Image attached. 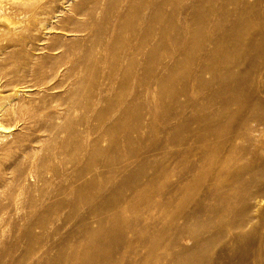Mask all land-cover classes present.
<instances>
[{
	"label": "rangeland",
	"instance_id": "374dc122",
	"mask_svg": "<svg viewBox=\"0 0 264 264\" xmlns=\"http://www.w3.org/2000/svg\"><path fill=\"white\" fill-rule=\"evenodd\" d=\"M128 5L172 12L155 60L142 26L89 39ZM259 109L264 0L2 1L0 264H264V133L230 136ZM203 139L225 145L195 192Z\"/></svg>",
	"mask_w": 264,
	"mask_h": 264
},
{
	"label": "bare ground",
	"instance_id": "6f19581e",
	"mask_svg": "<svg viewBox=\"0 0 264 264\" xmlns=\"http://www.w3.org/2000/svg\"><path fill=\"white\" fill-rule=\"evenodd\" d=\"M2 1H4V0H0V3ZM171 1L172 0H168V2H171ZM133 7L134 6H132V5H128L127 9L125 8L126 11L118 19V23H119L118 26L109 33L108 39L103 34V32L99 33V34H97V32H96L89 39H91V41L93 43H95V41H98L99 43L103 44L104 42L109 41L110 43H114V44H116L118 42H121V43L123 42L125 44V42L127 43V41H135V40H133V39H135L133 37L136 35V29H139L142 26L140 28L141 31L138 30L139 34L137 35L138 39H139L138 42L141 45V47H138L139 52H137L138 50L136 52L138 54H142L143 56H145L146 58H148L150 60H155L156 58L159 57V49H160L161 43H164L169 37L170 31L172 28V24H173L172 12H169L168 19L166 22L162 18V14H163L162 10L163 9L156 8L155 10H153V12H151V15L148 18L144 19L143 18L144 9L141 8L138 12H136V15L134 16V18H132L130 20V18L132 16V8ZM103 18L105 19L104 22L109 21V18L107 15L103 16ZM130 26H132L131 28H133L132 29V35L130 36V39H125L123 34L129 32L128 27H130ZM144 48H147V49H144ZM146 50L148 52H145ZM80 83H83V82H80ZM244 109H245V105L243 106V104H242V106H239L238 111H236L237 115L236 114H234V115L238 116L239 115L238 113H241V112L243 113ZM245 111H246V109H245ZM261 112H262V110L259 109V110L255 111V113H253V116L248 117V118H247L248 114L247 115L245 114L246 115V117H244L245 119L242 120L241 122H238V123L236 122L237 124L234 125V127L231 129V132L233 133V135L232 134L230 135V136H234V137H239L241 140L246 142L249 150L251 148V150L254 152L255 155L256 154L258 155V153L260 152L261 149H260V147L255 145L254 140L260 141L261 139H259L258 137L263 135V133H264L263 127H261V128L257 127L256 128L257 121L259 122L260 120H262L261 118L259 120V116H261L260 115ZM248 113H249V111H248ZM249 115H251V113H249ZM241 116H243V115H241ZM261 122H263V120ZM222 124H220V126L218 128H214V130L212 127V131L210 133L217 135L220 133V131L222 129L228 128V126H230V124H228L227 126L222 125ZM229 128H231V127H229ZM220 140H221V137H220ZM224 145H225V143L217 145V142H213L210 140L209 141H206V140L203 141V145L201 147V151L204 152L203 153V161L201 164L195 163L196 164L195 167H194V165H191L190 168H191V170H193L195 168H196V170L205 169V173L196 174L195 177L190 179L189 186H188V187H192V188H190V191L196 192L199 185L202 183V181L206 180V178L210 174V172L214 173L216 171V166H215L216 164L214 163L215 161L213 159L214 156H213L212 152L216 151L217 147L218 148H224ZM239 148H240V146H239ZM230 174H232V173L230 172ZM245 180L246 179H244L242 181L240 180V183L244 182ZM253 180H255V179H253ZM254 182L256 183V181H254ZM247 184H246V186H247ZM253 184L254 183L252 182V186L255 185L254 187L256 188V184H254V185ZM242 185H244V184H242ZM248 186L252 187L251 185H248ZM253 189L247 190V192H248L247 194H248L249 199L256 198V196H257V192H258L257 189H254V190ZM240 224L241 223H234L233 227L237 228V227H239ZM146 239H147V237L146 238L143 237V241H145ZM106 257L111 258L110 256H108V254ZM88 262H90V261H88ZM101 264H103V263H101Z\"/></svg>",
	"mask_w": 264,
	"mask_h": 264
}]
</instances>
